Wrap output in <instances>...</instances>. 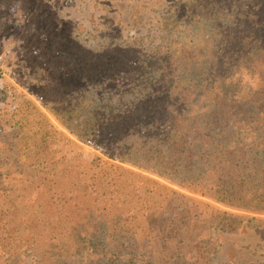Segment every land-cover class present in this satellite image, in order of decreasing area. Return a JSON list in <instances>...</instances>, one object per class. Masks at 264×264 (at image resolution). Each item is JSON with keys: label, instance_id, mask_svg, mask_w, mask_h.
<instances>
[{"label": "trees", "instance_id": "1", "mask_svg": "<svg viewBox=\"0 0 264 264\" xmlns=\"http://www.w3.org/2000/svg\"><path fill=\"white\" fill-rule=\"evenodd\" d=\"M219 2L218 10L206 2L205 12L193 18L206 32L202 39L165 38L145 50L125 48L136 53L125 59L114 58L115 50H122L118 47L81 45L69 78L82 83H58L53 79L58 71L41 79L57 83L50 107L61 124L83 141L108 149L111 158L224 206L264 214V0ZM29 37L27 50L35 53L40 32L30 31ZM236 43L240 50L231 54ZM47 123L52 125L38 121L41 127ZM0 131L9 135L2 126ZM11 134L14 143L15 131ZM47 144L43 135L37 149ZM43 163L36 156L27 171H39ZM139 175V195L134 191L129 206L108 221L90 183L83 195L88 202L53 194L51 204L66 210L42 211L46 216L35 227L42 234L37 263L164 264L168 257L173 264H203L211 242L203 228L230 231L244 229L245 222H264L153 178L146 192L156 193L160 203L137 202L144 194L141 180L147 179Z\"/></svg>", "mask_w": 264, "mask_h": 264}, {"label": "rangeland", "instance_id": "2", "mask_svg": "<svg viewBox=\"0 0 264 264\" xmlns=\"http://www.w3.org/2000/svg\"><path fill=\"white\" fill-rule=\"evenodd\" d=\"M200 1H205L201 7L194 6L196 0H0V128L9 134L0 131V264H38L36 253L42 247V234L35 228L37 222L46 214L66 210L65 206L51 204L53 194L88 202L83 195L90 183L95 186L93 196L101 207L106 206L104 218L108 221L121 207L129 206L134 191L139 195V174L147 179L141 178L144 194L137 202L160 203L156 193L146 192L152 185L148 178H153L194 199L264 219V214L233 209L180 188L147 170L111 158L108 149L83 141L51 111L57 83L48 85L41 79L43 73L58 71L53 78L58 83H82V79L69 78L72 58L80 54L75 49L82 51L81 45L91 50L118 47L122 50H115L114 58L125 59L130 54L136 56L125 48L145 50L165 38L202 39L204 31L193 18L197 12H205L206 2L215 4V10L221 2ZM35 30L40 32V39L37 51L32 53L27 50L28 39L30 31ZM234 47L231 54L240 50L237 43ZM9 102L12 109L7 107ZM3 109L10 111L2 113ZM40 120L53 126L47 123L41 127ZM14 131L16 141L12 143L9 140ZM43 135L48 144L38 150ZM36 156L44 162L41 169L27 171ZM203 230L211 235L203 264H264V222H245L244 229L230 231L214 226ZM136 231L141 234V229ZM163 260L164 264H173L168 257Z\"/></svg>", "mask_w": 264, "mask_h": 264}, {"label": "built area", "instance_id": "3", "mask_svg": "<svg viewBox=\"0 0 264 264\" xmlns=\"http://www.w3.org/2000/svg\"><path fill=\"white\" fill-rule=\"evenodd\" d=\"M1 86H2V84H1Z\"/></svg>", "mask_w": 264, "mask_h": 264}]
</instances>
